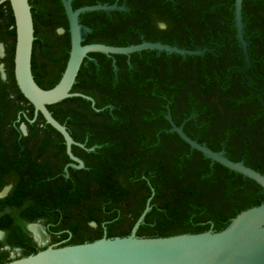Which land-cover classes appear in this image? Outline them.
<instances>
[{
	"label": "flooded vegetation",
	"instance_id": "1",
	"mask_svg": "<svg viewBox=\"0 0 264 264\" xmlns=\"http://www.w3.org/2000/svg\"><path fill=\"white\" fill-rule=\"evenodd\" d=\"M33 3L40 31L32 69L63 74L72 46L64 4ZM97 4L117 8L80 14L88 28L82 45L147 42L184 53L157 47L89 51L71 89L84 96L48 105L74 140L75 160L65 136L21 92L16 35L9 33L14 26L7 29L0 15V263L28 255L30 242L63 246L130 234L153 189L152 199L176 193L178 185L164 188L161 177L176 183L180 153H192V161L207 157L174 124L264 173V0H243L242 39L233 25L234 0H72L74 9ZM42 87L53 85L44 81ZM207 158L212 167L222 165ZM13 197L14 204L2 203ZM39 198H55L57 210L40 207ZM32 226L46 242L37 240Z\"/></svg>",
	"mask_w": 264,
	"mask_h": 264
},
{
	"label": "water",
	"instance_id": "2",
	"mask_svg": "<svg viewBox=\"0 0 264 264\" xmlns=\"http://www.w3.org/2000/svg\"><path fill=\"white\" fill-rule=\"evenodd\" d=\"M5 1L10 2L15 19L14 72L17 84L23 95L35 106L36 113L41 112L46 121L65 136L71 157L75 160L79 159L71 153V144L74 140L65 126L53 117L48 105L73 95L84 96L81 93H72L71 89L81 63L89 51L127 54L147 47H157L184 53L183 49L177 47L147 42L125 47L104 44L82 45L83 35L88 28L79 23L80 14L91 10L114 9L117 5L97 4L74 9L72 0H62L71 34L70 56L58 83L51 88H44L37 83L32 70L35 26L30 1L0 0V4ZM242 5L243 0H234L235 22L233 25L237 27V35L241 39ZM190 52L195 53V51ZM173 129L192 148L257 182L264 194V173L246 165L243 161L229 159L224 155V151H214L206 144L191 139L182 127L174 124ZM153 195L154 189L129 235L103 236L89 242L48 246L36 253L2 264H264V201L257 206L242 210L219 231L210 228L197 233L183 232L167 236L140 237L137 235V230L150 211Z\"/></svg>",
	"mask_w": 264,
	"mask_h": 264
},
{
	"label": "trees",
	"instance_id": "3",
	"mask_svg": "<svg viewBox=\"0 0 264 264\" xmlns=\"http://www.w3.org/2000/svg\"><path fill=\"white\" fill-rule=\"evenodd\" d=\"M29 1L32 9L37 7L33 0ZM0 15L6 18L7 29L10 25L14 26L13 29H9V33L15 36V19L9 1L0 4ZM38 31L40 29L36 25V35ZM36 39L38 40V38ZM62 71L48 73V75L42 71H33V75L39 85L43 86L44 81H47L51 86H54ZM188 154L181 152L179 159L175 161L176 164L174 163L178 173L176 183L175 179L168 175L161 177L162 187L174 188L175 185H178L177 191L175 194L173 192L172 196L163 197L160 200L157 199L159 194L156 193L151 202V210L137 230L138 236L155 237L183 232L197 233L210 228L219 231L239 212L257 206L264 201L262 187L254 180L223 165L212 167L210 159L202 154L196 161H192V153ZM175 166L172 167V171H175ZM15 202L14 197L2 200V203L14 204ZM108 202L111 203L109 200ZM29 203L33 206L32 201ZM58 203L59 201L55 198L52 200L37 199V205L48 207L54 211L57 210ZM91 210L88 208L86 213H90ZM114 212L116 213V211ZM140 214L141 212L136 215L133 223ZM128 231L125 236L129 234ZM89 241L93 240L87 239L83 242ZM29 244L32 247L29 254L46 248L39 247L34 242ZM6 262L8 261H3L0 264Z\"/></svg>",
	"mask_w": 264,
	"mask_h": 264
},
{
	"label": "bare ground",
	"instance_id": "4",
	"mask_svg": "<svg viewBox=\"0 0 264 264\" xmlns=\"http://www.w3.org/2000/svg\"><path fill=\"white\" fill-rule=\"evenodd\" d=\"M31 228L34 231V234L39 242H46V238L39 226H32Z\"/></svg>",
	"mask_w": 264,
	"mask_h": 264
}]
</instances>
